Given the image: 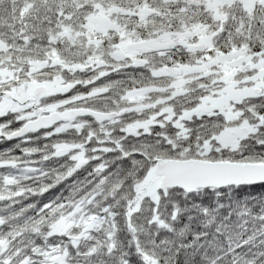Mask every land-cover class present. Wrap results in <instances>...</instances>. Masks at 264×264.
Instances as JSON below:
<instances>
[{"label":"snow or ice","instance_id":"snow-or-ice-1","mask_svg":"<svg viewBox=\"0 0 264 264\" xmlns=\"http://www.w3.org/2000/svg\"><path fill=\"white\" fill-rule=\"evenodd\" d=\"M0 264H264V0H0Z\"/></svg>","mask_w":264,"mask_h":264}]
</instances>
